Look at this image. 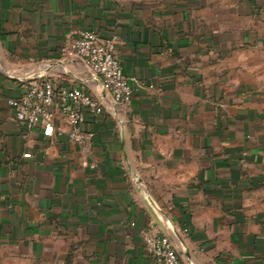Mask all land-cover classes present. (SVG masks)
<instances>
[{
  "label": "crops",
  "instance_id": "crops-1",
  "mask_svg": "<svg viewBox=\"0 0 264 264\" xmlns=\"http://www.w3.org/2000/svg\"><path fill=\"white\" fill-rule=\"evenodd\" d=\"M86 29L117 36L125 122L88 116L83 152L0 95V264H155L140 227L184 264H264V117L227 55L264 46V0H0V91ZM63 66L45 73L96 92Z\"/></svg>",
  "mask_w": 264,
  "mask_h": 264
},
{
  "label": "built area",
  "instance_id": "built-area-1",
  "mask_svg": "<svg viewBox=\"0 0 264 264\" xmlns=\"http://www.w3.org/2000/svg\"><path fill=\"white\" fill-rule=\"evenodd\" d=\"M117 36H103L92 29L82 30L60 49V57L44 64L42 70L12 76L17 82V95L6 97L14 118L27 130L39 127L43 136L64 133L58 124L62 117L69 126L64 134L69 141L87 152L89 136L82 129L88 116L97 118L108 112L122 126L132 97L128 79L116 55ZM70 64L75 70H64L73 81L89 79L96 92L73 83L62 84L45 71ZM64 67V66H63ZM85 77V78H83ZM24 157H30L26 152ZM145 247L155 264H184L170 236L153 227H140Z\"/></svg>",
  "mask_w": 264,
  "mask_h": 264
},
{
  "label": "rangeland",
  "instance_id": "rangeland-1",
  "mask_svg": "<svg viewBox=\"0 0 264 264\" xmlns=\"http://www.w3.org/2000/svg\"><path fill=\"white\" fill-rule=\"evenodd\" d=\"M227 55L230 83L247 90L250 103L264 117V46L257 43L236 45Z\"/></svg>",
  "mask_w": 264,
  "mask_h": 264
},
{
  "label": "trees",
  "instance_id": "trees-1",
  "mask_svg": "<svg viewBox=\"0 0 264 264\" xmlns=\"http://www.w3.org/2000/svg\"><path fill=\"white\" fill-rule=\"evenodd\" d=\"M15 92V91H14ZM13 90L9 87H1L0 95L4 97H9V96H16L17 92L14 93ZM13 111V110H12ZM14 116V113H13Z\"/></svg>",
  "mask_w": 264,
  "mask_h": 264
}]
</instances>
